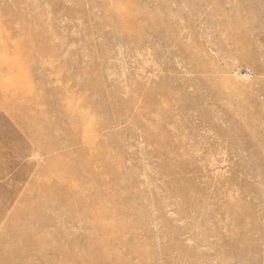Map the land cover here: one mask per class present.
Returning <instances> with one entry per match:
<instances>
[{
  "label": "rangeland",
  "instance_id": "obj_1",
  "mask_svg": "<svg viewBox=\"0 0 264 264\" xmlns=\"http://www.w3.org/2000/svg\"><path fill=\"white\" fill-rule=\"evenodd\" d=\"M0 264H264V0H0Z\"/></svg>",
  "mask_w": 264,
  "mask_h": 264
}]
</instances>
